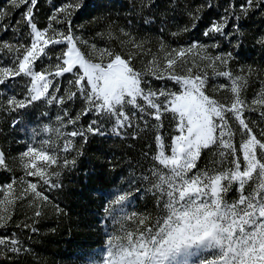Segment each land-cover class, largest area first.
<instances>
[{"label":"snow or ice","instance_id":"snow-or-ice-1","mask_svg":"<svg viewBox=\"0 0 264 264\" xmlns=\"http://www.w3.org/2000/svg\"><path fill=\"white\" fill-rule=\"evenodd\" d=\"M38 3L6 0L0 5V35L9 30L13 34L11 40L0 39V114L21 113L36 102L55 105L60 113L54 127L45 123L33 131L37 143L26 144L14 161L24 176L0 185V233L15 229L0 234V264H18L31 251L27 241L32 235L25 234L39 231L45 208L53 203L48 192L61 187L60 170L76 168L81 149L91 137H106L110 132L135 140L149 128L155 130L150 166L146 171L141 168L139 178L128 180L127 188L121 184L103 207L105 219L118 227L106 234L98 264H264V127L257 133L252 126L257 122L246 116L258 111L264 120V80L249 101L244 92L250 86L252 67H242L239 73L231 67L241 47L233 40L242 35L234 21L256 12L264 14V0H242L239 5L229 0L219 19L204 28L207 42L194 40L171 47L161 40L153 52L146 47V38H133L123 28L113 35L110 28V39H119L135 51L92 44L87 54L78 46L88 41L75 34L74 18L86 12L92 0H66L54 7L43 29L35 21ZM132 6L143 25L158 26L161 34L174 18L170 14L181 8L179 0H132ZM205 7L212 5L186 4L191 24L171 36L193 31ZM21 9L20 19L12 23ZM218 37L232 50L217 51L221 48ZM257 43L264 47V36ZM93 54L96 59L91 58ZM141 56H151L143 70L136 66ZM66 74L72 78L62 90L57 78ZM19 77L28 78L23 90L5 96ZM219 78L228 81L214 87L215 93H230L223 100L208 94L209 80ZM152 80L165 83L157 88ZM77 101L82 106L73 114L69 106ZM167 117L173 122L170 144L163 135ZM41 133L53 135L37 139ZM212 149H217L219 159L211 162V168L201 169L203 151ZM151 152V146L143 152L145 160ZM0 170L14 171L2 149ZM138 194L149 197L151 210L147 206L143 211L126 210ZM25 202L32 214L15 222V210ZM54 211L63 213L58 205Z\"/></svg>","mask_w":264,"mask_h":264},{"label":"rangeland","instance_id":"rangeland-1","mask_svg":"<svg viewBox=\"0 0 264 264\" xmlns=\"http://www.w3.org/2000/svg\"><path fill=\"white\" fill-rule=\"evenodd\" d=\"M52 1H54V3ZM65 2L66 0H39V5L37 7V11L35 12V14H37L38 9L42 5L44 6L45 11H48L46 12L44 27H46L49 23V17L53 14V8L59 7ZM228 2L229 0H179V3L181 4V8L177 9L175 13L170 14L171 16L174 17L170 20L176 22V24L172 25L174 29H170L173 27L169 28L168 26L164 33L158 34L161 35V37L160 36L158 37L156 47H151L149 42L146 45V47L151 48L153 52H156L159 49V41L161 40L165 41L163 38L164 36H168V34H170L171 36L172 32L178 31L180 28H183L185 25L190 26L191 21L189 20V17L185 14L184 6L186 4H190L194 8L195 6L201 4L212 5L211 8L205 7L203 13L201 14L203 17L201 19V21L203 20L201 26H197L193 31H191L193 33L198 32L203 37L202 32L204 31V28L213 19H219V17L223 14L224 7L227 6ZM233 2L239 5L242 2V0H233ZM5 3L6 2H2L0 3V5H4ZM22 10L23 9H21V11ZM17 19H20V10L14 13L12 23H15V20ZM129 20H132L134 23L129 25L128 23ZM234 23H238L240 25V31L242 35H239L236 39H234L233 44L239 41V43L241 44L239 50L241 51L239 52L238 60L233 61L231 67L234 73H239L242 67L245 70H247L248 66L252 67L253 74L250 79V86L244 92V96L246 97V99L251 101L255 93L259 91L261 86V81L264 80V47H262L257 43V40L261 36H264V14H261L260 12H256L255 14H252L249 18L241 19L240 21H234ZM74 25L76 26L74 29L75 34L77 36H80L82 40L88 41L87 45L78 43V46L86 54L91 52L92 44H96L98 48L111 47L117 50H123L125 53L135 51L134 49H131L130 46H128L127 44L122 45L119 39H110L108 37V31L110 28L113 32V35H118L119 30L123 28L125 29V31L131 33L133 38H137V39L146 38V32H147L145 30L146 27H148V29H152V31L158 29V26H152L151 28H149V26L143 25L140 17L138 15L133 14L132 0H92V4L86 12H80L76 15V17L74 18ZM227 30L232 31V28L229 27ZM97 33H104V35L99 36L97 35ZM12 35L13 34L11 30H9L7 34L0 35V39L11 40ZM218 39H221L220 43L223 46H221V48L218 49L217 51L232 50V45H230L226 40H223L222 38L219 37ZM178 42L179 40L177 41V43ZM202 42H207V39L203 37ZM171 43L172 42H169V45L171 47L177 46V43L175 41H174L175 44H171ZM63 47H64L63 45L58 46L57 51H59ZM91 58L96 59V55L93 54ZM150 59L151 56H146V57L141 56L139 59L136 60L137 68L141 70L145 69L147 67L146 62L147 60ZM189 59H191V57ZM40 63H44V61ZM71 78L72 77L68 74H66V76L63 78H57L60 84L62 85V90L68 87L67 80ZM27 81L28 78L26 77L16 78V80L11 85H9L7 92L5 93V96L9 94L20 93L23 90L24 85L27 83ZM162 82L163 81L155 80V84H153V86L158 88L164 84ZM221 83L227 84L228 81L225 80L224 78L209 80L208 94L214 95L217 99L223 100L224 97L229 96L230 93L214 92V87ZM169 84H170L169 87H171L172 86L171 83ZM81 106H82L81 104H79V106H77L76 104V105H70L69 107L70 110L73 107L76 110L78 108H81ZM45 112L48 113V116L42 115ZM59 113H60V109L55 105H48L46 102H36V104L32 108H29L21 113L12 114L10 112H5L3 114H0V149H2L7 154L8 161L12 166V168L14 169V171L0 170V185L8 183L12 179H17L21 176H24V172L18 166V163H15L14 161L16 160V158L19 157V154L25 150L26 144L37 143V140L33 139V131L40 130L45 123L54 127L55 116ZM246 116L250 120L260 123L259 125L257 123L252 125L257 133L260 131L261 127H264V120L260 119L258 111L255 113L247 112ZM13 118H15L16 124H13ZM87 118L88 121L91 119L90 116ZM49 135H53V134L41 133L37 139H46L48 138ZM154 146H155V141H154ZM61 155H65V154L61 153ZM69 158H71V156H69ZM53 167L55 168L56 166ZM37 179L38 178L35 177H25V180H32L33 182H35ZM127 181L128 180L122 178L116 180L112 188L107 192H105V195L104 194L102 195V199H103V205L101 207L102 212L105 202L110 198V195L114 191H116V189L120 187L121 184H123L124 188H127L128 186ZM142 197H143L142 194H138L137 198L134 199L131 202V204L126 207V210L143 211L145 207L143 206L141 201ZM32 211L33 210L28 207L26 202L19 205L15 210V216H14L15 222H20L22 220H25L26 217L32 214ZM61 216L62 215L60 213L54 211L53 205H48L45 208V216L42 217L43 220L45 221L39 222L37 227L39 228V230L48 231L49 229H51V227L54 228V226L57 224L55 221L57 220L59 221L60 219H62ZM116 226L117 225H114L110 218L106 220L104 216L101 225L102 235L99 241H97V245L93 247H86L85 249H80L77 246L66 247V245L62 244V247L60 246L57 247L60 248L58 250L55 249L56 248L55 246L57 244V241H55L53 243V247H50L49 249V252L53 257V259L50 260L49 264H98L99 259L103 255V250L106 243V234H112ZM13 230L15 229L10 227L9 229L3 230V233L0 234L10 233ZM35 234L26 233L25 235H32L33 238ZM21 238L24 239L25 236H22ZM27 244L31 248L32 239L28 240ZM27 254H33L32 249Z\"/></svg>","mask_w":264,"mask_h":264},{"label":"trees","instance_id":"trees-1","mask_svg":"<svg viewBox=\"0 0 264 264\" xmlns=\"http://www.w3.org/2000/svg\"><path fill=\"white\" fill-rule=\"evenodd\" d=\"M2 2H6V0H0V3ZM52 2L54 3V1ZM46 12L48 11H45L42 5L35 14V21L40 28L45 25ZM202 23L203 20L198 26H201ZM173 24L176 22L170 20L169 28L173 27ZM147 29L148 27L145 29L147 31L146 38L151 47H156L158 37H161L158 35L160 34L159 30ZM170 29H174V27ZM163 38L168 44L169 42L175 44L174 41L177 43L178 40L182 44H188L194 40L203 41V37L198 32L185 33L179 38H173L168 34ZM149 79L151 80V78ZM169 83L171 82H167L168 86ZM152 84H155V80H152ZM76 104L79 106L80 102L77 101ZM79 110L80 108L75 110L73 107L70 111L75 114ZM87 122L88 118L82 121L85 125ZM257 124L260 123L257 122ZM164 125L163 135L166 144H169L170 134L173 131V122L170 117L165 118ZM154 131V129L149 128L146 133H140L135 140L127 137L118 138L110 132L106 137H91L81 149L83 155L78 157L76 168L60 170L59 182L61 187L51 189L48 192L53 202L51 205H58L63 209L62 219L55 221L57 224L54 228L51 227L48 231L39 230L34 235L31 244L33 254L23 255L18 264H49L50 260L53 259L49 249L53 247L55 241H57L55 249L58 250L60 248L57 247H62V244L66 247L77 246L80 249L97 245V241L102 235L101 225L105 216L101 210L102 195H105V192L112 188L116 180L120 178L125 180L137 179L142 174L141 168L147 170L150 166L151 155L155 153ZM130 135L131 133H129ZM236 142L237 144L240 142L239 135L236 137ZM149 146H151L152 152L148 160H145L143 152L148 151ZM216 151L217 149L203 151L199 161L201 169L211 168V162L214 159H219L215 155ZM72 155L76 154L72 153ZM53 179L55 178L53 177ZM141 201L144 207L147 206L149 210L152 209L153 205L149 201V197L143 196ZM44 221L41 218L40 222Z\"/></svg>","mask_w":264,"mask_h":264}]
</instances>
